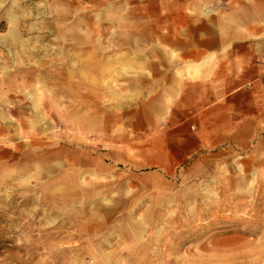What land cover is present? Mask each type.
<instances>
[{
  "label": "rangeland",
  "instance_id": "obj_1",
  "mask_svg": "<svg viewBox=\"0 0 264 264\" xmlns=\"http://www.w3.org/2000/svg\"><path fill=\"white\" fill-rule=\"evenodd\" d=\"M163 15L0 0V264H264V195L170 167L149 84Z\"/></svg>",
  "mask_w": 264,
  "mask_h": 264
},
{
  "label": "crops",
  "instance_id": "obj_2",
  "mask_svg": "<svg viewBox=\"0 0 264 264\" xmlns=\"http://www.w3.org/2000/svg\"><path fill=\"white\" fill-rule=\"evenodd\" d=\"M153 2L164 15L155 24L162 51L152 56L149 84L154 123L175 131L170 167L232 173L235 189L252 184L262 198L264 0Z\"/></svg>",
  "mask_w": 264,
  "mask_h": 264
},
{
  "label": "bare ground",
  "instance_id": "obj_3",
  "mask_svg": "<svg viewBox=\"0 0 264 264\" xmlns=\"http://www.w3.org/2000/svg\"><path fill=\"white\" fill-rule=\"evenodd\" d=\"M209 11L207 10V9H204L203 11H202V13H204V14H207ZM253 177H255V175H253ZM238 250V249H237Z\"/></svg>",
  "mask_w": 264,
  "mask_h": 264
}]
</instances>
